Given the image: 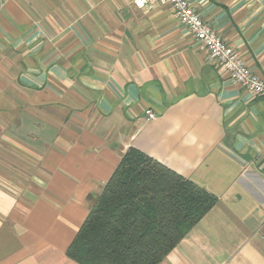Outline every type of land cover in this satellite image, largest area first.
<instances>
[{"label":"crops","instance_id":"1","mask_svg":"<svg viewBox=\"0 0 264 264\" xmlns=\"http://www.w3.org/2000/svg\"><path fill=\"white\" fill-rule=\"evenodd\" d=\"M190 2L264 79V0ZM130 147L218 198L159 264H264V97L169 4L0 0V264H79Z\"/></svg>","mask_w":264,"mask_h":264},{"label":"trees","instance_id":"2","mask_svg":"<svg viewBox=\"0 0 264 264\" xmlns=\"http://www.w3.org/2000/svg\"><path fill=\"white\" fill-rule=\"evenodd\" d=\"M216 195L136 147L96 194L67 255L79 264H159L217 203Z\"/></svg>","mask_w":264,"mask_h":264},{"label":"built area","instance_id":"3","mask_svg":"<svg viewBox=\"0 0 264 264\" xmlns=\"http://www.w3.org/2000/svg\"><path fill=\"white\" fill-rule=\"evenodd\" d=\"M138 8H152L156 3L171 5L180 21L194 34L199 46L209 53L231 78L250 92L264 97V79L255 74L231 44L202 17L190 0H131ZM150 118L154 114L149 112Z\"/></svg>","mask_w":264,"mask_h":264}]
</instances>
